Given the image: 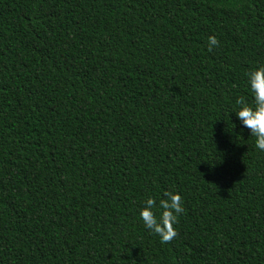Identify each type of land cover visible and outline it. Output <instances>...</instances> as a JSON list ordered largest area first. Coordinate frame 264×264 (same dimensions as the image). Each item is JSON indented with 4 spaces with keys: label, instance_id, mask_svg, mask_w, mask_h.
<instances>
[{
    "label": "trees",
    "instance_id": "trees-1",
    "mask_svg": "<svg viewBox=\"0 0 264 264\" xmlns=\"http://www.w3.org/2000/svg\"><path fill=\"white\" fill-rule=\"evenodd\" d=\"M262 65L264 0H0V264H264Z\"/></svg>",
    "mask_w": 264,
    "mask_h": 264
},
{
    "label": "clouds",
    "instance_id": "clouds-1",
    "mask_svg": "<svg viewBox=\"0 0 264 264\" xmlns=\"http://www.w3.org/2000/svg\"><path fill=\"white\" fill-rule=\"evenodd\" d=\"M219 47V41L214 36L208 37L207 50L212 52ZM248 90L251 103L244 96H239L235 104L236 118L254 138L255 147L264 152V65L247 73ZM233 128L236 126L234 124ZM185 212L183 199L179 193L171 190L163 191L159 198L147 197L139 210V217L146 230L160 238V243H171L178 235L174 225Z\"/></svg>",
    "mask_w": 264,
    "mask_h": 264
}]
</instances>
